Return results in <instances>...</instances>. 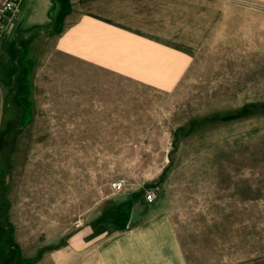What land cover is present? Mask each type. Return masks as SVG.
I'll list each match as a JSON object with an SVG mask.
<instances>
[{
  "label": "rangeland",
  "instance_id": "rangeland-1",
  "mask_svg": "<svg viewBox=\"0 0 264 264\" xmlns=\"http://www.w3.org/2000/svg\"><path fill=\"white\" fill-rule=\"evenodd\" d=\"M86 1L19 86L0 56L10 234L52 249L153 192L188 264H264V0Z\"/></svg>",
  "mask_w": 264,
  "mask_h": 264
},
{
  "label": "crops",
  "instance_id": "crops-1",
  "mask_svg": "<svg viewBox=\"0 0 264 264\" xmlns=\"http://www.w3.org/2000/svg\"><path fill=\"white\" fill-rule=\"evenodd\" d=\"M89 4L86 0H26L23 9L18 8L17 20H8L0 33V56L12 55L18 86L26 77L25 63L39 60L33 57L37 51L44 56L61 49L63 30L79 27V13L94 12ZM72 21L75 24H70ZM3 172L0 264H188L176 223L164 208L167 203L147 202L144 197L111 198L66 243L27 252L15 233L10 234L8 186Z\"/></svg>",
  "mask_w": 264,
  "mask_h": 264
},
{
  "label": "built area",
  "instance_id": "built-area-1",
  "mask_svg": "<svg viewBox=\"0 0 264 264\" xmlns=\"http://www.w3.org/2000/svg\"><path fill=\"white\" fill-rule=\"evenodd\" d=\"M18 2L19 0H0V33L4 30L3 20H16L18 18ZM126 181L124 179H118L112 182L111 186L114 190H120L124 188ZM144 199L147 202H152L155 199L153 192H148L144 195ZM83 222L78 221L76 227L82 226Z\"/></svg>",
  "mask_w": 264,
  "mask_h": 264
}]
</instances>
